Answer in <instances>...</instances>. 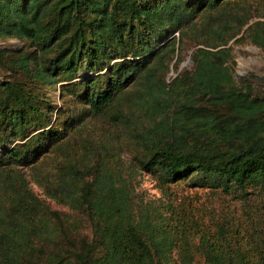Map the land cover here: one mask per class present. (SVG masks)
Instances as JSON below:
<instances>
[{"label": "trees", "instance_id": "obj_1", "mask_svg": "<svg viewBox=\"0 0 264 264\" xmlns=\"http://www.w3.org/2000/svg\"><path fill=\"white\" fill-rule=\"evenodd\" d=\"M245 1L0 0V38L35 45L16 58L0 48V64L8 61L11 70L0 78V264H173L174 250L177 264H193V246L176 235L191 228L180 214L167 221L139 198L128 170L108 173L98 161L80 168L59 156L67 123L56 124L47 100L23 79L62 82L96 114L114 90L150 71L153 42L175 31L202 45L192 52V69L175 79L179 116L149 125L142 136L140 168L163 184L186 179L241 203V214L223 211L213 230L199 232L195 249L205 264H264V94L238 85L230 50L206 40L211 31L224 38ZM202 10L207 18H196ZM261 25L247 30L255 29L250 37L264 46ZM50 158L44 187L68 211L37 195L21 171Z\"/></svg>", "mask_w": 264, "mask_h": 264}, {"label": "rangeland", "instance_id": "obj_2", "mask_svg": "<svg viewBox=\"0 0 264 264\" xmlns=\"http://www.w3.org/2000/svg\"><path fill=\"white\" fill-rule=\"evenodd\" d=\"M239 13L232 18L233 29L224 34V38L211 31L206 40L209 39L210 45L225 46L230 50L229 67L238 85L263 95L264 46L253 42L249 33L255 29L247 30V26L256 21L264 22V0L243 2ZM212 14L209 22L214 21L212 26L217 29L220 22L215 11ZM202 17L207 18L206 10L197 13L196 18ZM257 29L264 32V25ZM196 41L197 38L186 32L161 35L153 42L150 71L138 74L122 89L114 90L113 100L96 114L81 97L63 90L62 82L39 84L29 82L28 77L23 79L47 100L48 107L52 109L48 108L51 119L56 124L60 121L67 123L68 134L57 150L59 156L63 154L70 164L80 168L98 161V165L106 168L108 173L114 174L118 169L128 170L139 198L156 204L167 221L174 213L184 218V227L191 229L179 228L177 232L182 233L176 235L181 234V241H188V245L193 246L192 263L205 264L204 256L195 249L199 232L207 227L213 230L214 221L221 217L223 211L241 214V203L233 195L214 188L192 187L186 179L163 184L153 173L141 170L139 165V158L144 153L141 138L147 133L148 126L168 118L172 122L179 116L183 103L178 100L181 85L175 79L192 69V52L202 45H196ZM0 48H8L12 57L16 58L20 52L32 54L35 45L29 43L28 39L8 36L0 38ZM163 50L166 51L165 56L159 57L157 54ZM126 57L130 55L126 54ZM8 65V61L0 64V78L10 76ZM80 73L83 74L82 71ZM250 73L258 77H252ZM15 76L23 75L18 72ZM159 99L163 100L160 104ZM45 163L37 168L25 166L21 171L37 195L45 198L53 208L68 211L66 204L47 194L44 187L46 181L42 176L47 172L42 168L51 167L54 160L50 158ZM167 208H172L171 212ZM177 258H180V254L174 250L173 264L178 263Z\"/></svg>", "mask_w": 264, "mask_h": 264}]
</instances>
